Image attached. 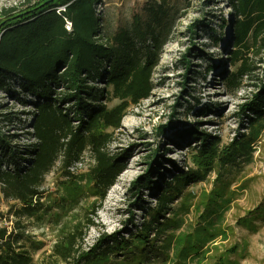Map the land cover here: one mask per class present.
Here are the masks:
<instances>
[{"label": "trees", "instance_id": "1", "mask_svg": "<svg viewBox=\"0 0 264 264\" xmlns=\"http://www.w3.org/2000/svg\"><path fill=\"white\" fill-rule=\"evenodd\" d=\"M46 1L23 0V8L0 11V91L15 81L34 97L31 106L35 108L22 133L4 131L0 121V200L9 204L7 214L0 211V264H34L31 248L40 245L23 218L43 220L46 206L51 208L43 201L44 184L57 163L62 174L58 200L64 209H71L84 196L94 199L87 225L79 221L71 230L59 231L52 247L57 261L51 264H211L212 244L219 237L227 238L224 226L235 197L229 176L241 158L251 157L252 145L264 128V0H227L228 17L220 15L231 29L222 45L223 64L233 68L222 74L226 88L236 93L262 70L256 77V91L243 105L249 133L225 146L218 135L201 130L198 123L180 133L177 123L161 124L160 136L174 130L168 144L180 146L186 140L190 162L178 166L165 155L164 146L153 148L147 157V175L131 185L139 195L138 203H147L140 193L144 188L153 192L155 203L145 209L141 220L131 221L128 235L102 233L88 249L84 243L88 230L98 225L97 211L127 168L126 155L111 152L110 146L124 118L152 95L161 36L170 21L165 1L154 0L148 5L147 19L136 14L129 28L110 34L103 28V12L97 10L102 0ZM67 20L72 23L70 30ZM197 26L194 21L189 32L196 33ZM202 53L206 55L192 41L182 54L187 73L192 70V58ZM113 100L119 102L110 105ZM2 105L0 116H4ZM192 108L190 104L186 109ZM8 120V125L15 122ZM24 133L27 143L17 146ZM87 154L92 164L79 171ZM167 163L175 170L169 176L164 174ZM213 171L216 187L195 206L197 215L189 221L193 191L188 188L205 181ZM11 215L16 219H10ZM4 219L12 225H4ZM236 250L237 245L230 252ZM218 260L214 264H222L224 257Z\"/></svg>", "mask_w": 264, "mask_h": 264}, {"label": "rangeland", "instance_id": "2", "mask_svg": "<svg viewBox=\"0 0 264 264\" xmlns=\"http://www.w3.org/2000/svg\"><path fill=\"white\" fill-rule=\"evenodd\" d=\"M36 1L38 0H33ZM164 1L170 25L168 31L161 36V58L153 78L155 88L149 98L142 101L137 108H133L124 118L122 128L115 134L110 150L126 155L127 168L109 190L103 206L98 209L95 217L98 225L88 230L84 249L94 245L102 233L112 234L119 231L128 235V231L133 229L131 221L141 220L145 209L155 203L153 192L146 188L141 189L140 193L147 203H138L139 195L134 194L131 185L147 175V157L153 148L164 146L163 151L168 149L165 155L178 166H184L185 160L190 162L186 140H182L180 146L168 144V135L172 138L174 135L171 133L174 130L169 129L166 135L160 136L158 128L161 124L177 123V133H180L182 128H189L198 123L201 130L218 135L225 146L243 133H249L247 117L242 112L243 105L249 103L256 91V77L262 70H257L252 79L244 81L238 92L226 88L222 74L226 70L228 74L231 73L233 68L227 63L223 64L226 52L223 51L222 45L230 38L231 29L225 27L220 15L224 19L228 17L227 0ZM21 3L23 0H0V11L11 6L23 8L24 4ZM153 3L154 0H102L104 31L114 34L122 28H129L136 14L143 20L147 19L148 5ZM194 21H198V26L194 28L196 33L189 32V25ZM192 41H195L196 46L203 49L206 55L202 53L201 56L193 57L192 70L187 73L182 54L190 47ZM211 57L213 62L210 61ZM213 65L216 68H212ZM186 76L189 79L184 86ZM33 98L26 95L15 81H11L6 89L0 91V103L3 104L4 113V116H0V121L4 131L22 133L25 121H28L29 115L35 111L31 106ZM118 102L113 100L110 105ZM190 104L193 108L188 112L186 108ZM8 117L15 121L14 124L8 125ZM27 141L26 134H21L17 146L25 145ZM191 143L194 145L195 139H192ZM252 146L251 157L241 158L229 176L234 181L230 189L234 190L235 197L227 212L224 226L227 238L224 240L219 237L212 244L213 250L208 263L218 262L219 256L222 255V264H264V128ZM85 160L84 165L78 167L79 171L86 170L92 164L89 154ZM59 166L57 163L45 180L44 191L47 200L43 198V201H47L46 205L51 208L46 206L48 210L44 219L23 218L27 231L40 245L39 248H31L34 264H51L52 261H57L52 255V247L59 231L63 227L71 230L79 221L87 225L90 214L88 207L94 199L84 196L71 209H64L58 200L62 194V187L58 182L62 179ZM166 168L168 170L164 171L165 176L175 171L171 163H167ZM215 183L217 173L213 171L205 181L189 186L188 190L193 191L189 221L195 220V206L216 187ZM8 208V202L1 199L0 211L7 214ZM10 219L16 218L11 215ZM2 222L4 225H12V222L6 219ZM235 245L237 250L230 252ZM58 264L72 263L59 261Z\"/></svg>", "mask_w": 264, "mask_h": 264}, {"label": "built area", "instance_id": "3", "mask_svg": "<svg viewBox=\"0 0 264 264\" xmlns=\"http://www.w3.org/2000/svg\"><path fill=\"white\" fill-rule=\"evenodd\" d=\"M62 9H65L64 7H62ZM97 10H98V13L101 14L104 10V7L102 4H98V7H97ZM71 26H72V23L70 21H66V28L67 29H71Z\"/></svg>", "mask_w": 264, "mask_h": 264}, {"label": "water", "instance_id": "4", "mask_svg": "<svg viewBox=\"0 0 264 264\" xmlns=\"http://www.w3.org/2000/svg\"><path fill=\"white\" fill-rule=\"evenodd\" d=\"M50 1H52V0H48V1H46V2L48 3V2H50ZM28 12H29V11H26V12H24V13H19L18 16L22 17L24 14H26V13H28Z\"/></svg>", "mask_w": 264, "mask_h": 264}]
</instances>
